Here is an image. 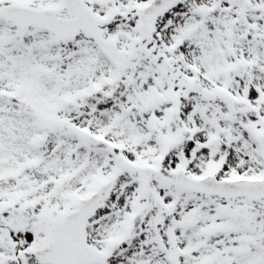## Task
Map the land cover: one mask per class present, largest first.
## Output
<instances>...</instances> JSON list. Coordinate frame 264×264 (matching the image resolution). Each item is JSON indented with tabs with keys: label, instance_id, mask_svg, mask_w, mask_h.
I'll list each match as a JSON object with an SVG mask.
<instances>
[{
	"label": "snow or ice",
	"instance_id": "1",
	"mask_svg": "<svg viewBox=\"0 0 264 264\" xmlns=\"http://www.w3.org/2000/svg\"><path fill=\"white\" fill-rule=\"evenodd\" d=\"M0 264H264V0H0Z\"/></svg>",
	"mask_w": 264,
	"mask_h": 264
}]
</instances>
